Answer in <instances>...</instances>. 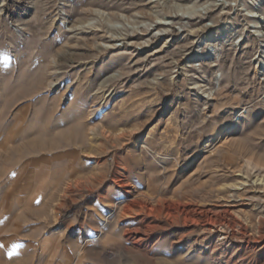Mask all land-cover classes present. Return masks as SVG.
I'll list each match as a JSON object with an SVG mask.
<instances>
[{"label":"rangeland","instance_id":"1","mask_svg":"<svg viewBox=\"0 0 264 264\" xmlns=\"http://www.w3.org/2000/svg\"><path fill=\"white\" fill-rule=\"evenodd\" d=\"M261 180L264 0H0V264H264Z\"/></svg>","mask_w":264,"mask_h":264},{"label":"bare ground","instance_id":"2","mask_svg":"<svg viewBox=\"0 0 264 264\" xmlns=\"http://www.w3.org/2000/svg\"><path fill=\"white\" fill-rule=\"evenodd\" d=\"M252 17H255V16H252ZM253 25L255 28H259L258 22L253 21ZM225 32H227V31H225ZM259 33H261V32L259 31ZM229 131L230 130H227L226 133H228ZM246 165H247L246 167H249L251 169L262 167L261 165L259 166L253 162H250V163L248 162ZM256 181H260V180L257 179ZM244 182L245 181H243V183H241L239 185H235L234 187L237 188L239 186H242V185H244ZM261 185H264V180H261ZM132 204L133 203L127 204V206H125L126 207L125 210L128 211ZM232 207H234V206L231 205V206H228L225 208H221L219 210H212V209H208V208H204V207L195 205V204L190 203V202H183L181 200H174V201H167L165 211L167 212V216L176 214V215H179L180 217H182V219L184 221L190 220V221L197 223V224L199 222H204L205 225L209 228L208 230L219 229L222 231V235H224L228 238H229V236H233V234H234L233 229L238 228L237 233L241 236L240 238H245L247 226L250 225L249 218L244 220L247 224L246 226L240 224L236 218L238 215H235ZM263 228H264V219L262 217H260L258 219V222H257V229H258V231H261ZM147 234H148V232H147ZM263 239H264L263 236L260 237V241H262ZM257 243H259V242H257ZM247 245L249 246V241L247 242Z\"/></svg>","mask_w":264,"mask_h":264}]
</instances>
